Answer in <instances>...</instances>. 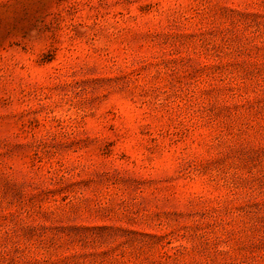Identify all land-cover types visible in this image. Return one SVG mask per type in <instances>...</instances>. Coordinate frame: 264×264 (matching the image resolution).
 I'll return each instance as SVG.
<instances>
[{
    "label": "rangeland",
    "instance_id": "374dc122",
    "mask_svg": "<svg viewBox=\"0 0 264 264\" xmlns=\"http://www.w3.org/2000/svg\"><path fill=\"white\" fill-rule=\"evenodd\" d=\"M0 264H264V0H0Z\"/></svg>",
    "mask_w": 264,
    "mask_h": 264
}]
</instances>
